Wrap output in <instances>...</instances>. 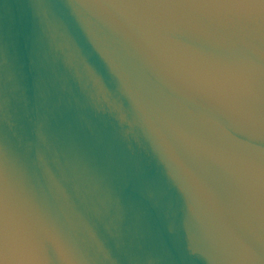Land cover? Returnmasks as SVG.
I'll return each mask as SVG.
<instances>
[{"label":"water","instance_id":"water-1","mask_svg":"<svg viewBox=\"0 0 264 264\" xmlns=\"http://www.w3.org/2000/svg\"><path fill=\"white\" fill-rule=\"evenodd\" d=\"M0 264H264V0H0Z\"/></svg>","mask_w":264,"mask_h":264}]
</instances>
